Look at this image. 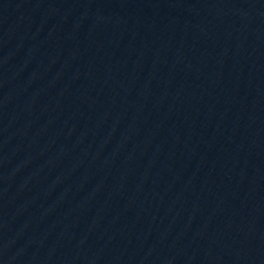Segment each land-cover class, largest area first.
Returning a JSON list of instances; mask_svg holds the SVG:
<instances>
[{
  "label": "water",
  "instance_id": "1",
  "mask_svg": "<svg viewBox=\"0 0 264 264\" xmlns=\"http://www.w3.org/2000/svg\"><path fill=\"white\" fill-rule=\"evenodd\" d=\"M0 264H264V0H0Z\"/></svg>",
  "mask_w": 264,
  "mask_h": 264
}]
</instances>
